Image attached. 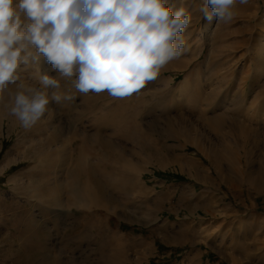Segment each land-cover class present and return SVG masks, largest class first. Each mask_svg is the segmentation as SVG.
Masks as SVG:
<instances>
[{"label":"rangeland","instance_id":"obj_1","mask_svg":"<svg viewBox=\"0 0 264 264\" xmlns=\"http://www.w3.org/2000/svg\"><path fill=\"white\" fill-rule=\"evenodd\" d=\"M170 2L191 15L188 51L143 89L113 98L78 93L62 79L74 99L50 103L30 129L9 114V93L0 95V264H264V117L252 96L242 98L252 61L264 62L256 55L264 47V0L237 4L228 23L203 19L205 0ZM33 71L22 75L38 86ZM41 71L59 76L43 58ZM171 79L182 95L159 106L154 91L167 92ZM259 79L258 104L264 67ZM228 92L222 112L233 121L197 120L208 107L196 100L211 95L220 103ZM171 118L185 130L168 132ZM82 187L91 190V208L77 198Z\"/></svg>","mask_w":264,"mask_h":264},{"label":"clouds","instance_id":"obj_2","mask_svg":"<svg viewBox=\"0 0 264 264\" xmlns=\"http://www.w3.org/2000/svg\"><path fill=\"white\" fill-rule=\"evenodd\" d=\"M248 2L205 0L199 11L228 23ZM173 8L170 0H0V95L9 93V114L30 129L50 103L74 99L62 79L78 93L113 98L143 89L188 51L191 15ZM42 58L58 77L41 71ZM29 70L38 86L22 75Z\"/></svg>","mask_w":264,"mask_h":264},{"label":"bare ground","instance_id":"obj_3","mask_svg":"<svg viewBox=\"0 0 264 264\" xmlns=\"http://www.w3.org/2000/svg\"><path fill=\"white\" fill-rule=\"evenodd\" d=\"M235 10H236V8H235ZM242 11H243V9H241L240 7L239 8H237V12H236V14H238V15H242L243 13H242ZM236 16V15H235ZM260 33H262V36H264V31L263 32H260ZM259 34V33H258ZM261 37V36H260ZM264 38V37H263ZM217 39V38H216ZM255 39H257V38H255ZM260 40V39H259ZM256 41V40H255ZM264 43V42H263ZM204 45V44H203ZM190 47V46H189ZM225 47V46H224ZM202 48H203V46H202ZM218 49V48H217ZM210 50H212V49H210ZM226 50V49H225ZM190 51V50H189ZM259 51H262L261 53L260 52H257L256 53V55L258 56H262L263 58H264V47H263V49H261V50H259ZM213 52V51H212ZM199 53V52H198ZM208 59V58H207ZM224 61V60H223ZM227 63V62H226ZM252 63H253V65H252V67L250 68V69H248L247 70V72H250V71H253V75L251 76V79H250V75H247V78H245L244 80H243V84H244V88H245V90L242 92V98L244 99V100H246V97L248 96V95H250V96H252L251 98V104H252V106H259L260 108H259V113H260V115L262 114L263 115V117H264V102L262 101L261 103H257V101H259L258 99H260V97H262V100H263V93L261 92V93H259V94H256L255 93V95H254V92L256 91V88H257V86H258V83H259V81H260V79H259V77H260V71H261V67L263 68L264 67V62L263 63H258L257 62V60L256 59H254L253 61H252ZM223 64H224V62H223ZM222 65V64H221ZM230 66V65H229ZM216 68V67H215ZM214 68V69H215ZM230 68V67H229ZM167 68H164V69H162L161 70V73L160 74H162L165 70H166ZM235 69V68H234ZM236 71L234 70L233 72H232V76H234V73H235ZM230 75V74H229ZM228 77V76H227ZM233 80V79H232ZM166 81V80H165ZM172 81V79L170 80V82H166L167 83V86L166 87H168V89H166L167 90V92H163V94H161V92L158 90V89H156L155 91H154V100L156 101V98L158 99V101H157V103H158V105L160 106H162V105H164V104H166L167 103V101H168V99H170V97H176V96H178V97H180L181 95H182V91L180 90V88H183V87H179V89L177 88V87H174V85H173V83L171 82ZM230 81H231V79H230ZM234 81V80H233ZM232 82V81H231ZM230 83V82H229ZM234 83V82H233ZM184 84V83H183ZM182 84V85H183ZM231 85H232V83H231ZM175 88H177V89H175ZM201 88V87H200ZM202 89V88H201ZM165 90V89H164ZM220 91V90H219ZM213 92V91H212ZM257 92V91H256ZM208 94V93H207ZM161 96V99L160 98H158V96ZM231 94H230V92H228L226 95H224L223 97L225 98V101H224V99H223V101L222 100H220V101H222V102H220V103H215V102H213V99H212V97H211V95L210 96H205L202 100H196V104H201V105H203V106H205L206 108L208 107V108H210L211 109V107H212V111H214L213 112V114L211 115V116H209L208 115V111H209V109L207 108V109H203L202 111H200L199 113H198V119L197 120H201V121H203L202 123H204V124H206V125H208V126H211V125H216V126H222L226 121H233V120H231L228 116H226L227 114L225 113V112H222V111H225V109H226V101L227 100H229V98L231 97L230 96ZM259 95H260V97H259ZM159 96V97H160ZM210 97H211V99H212V101H210ZM217 97H218V95H217ZM233 97H235V98H237L238 97V95L237 94H235V96H233ZM234 98V99H235ZM239 98V97H238ZM179 99V98H178ZM261 100V99H260ZM260 102V101H259ZM242 103H245V101H243ZM194 104V102L192 103L191 101L187 104V106H194L193 105ZM155 105H156V107H157V104L155 103ZM232 105V104H231ZM196 106V105H195ZM196 108H197V106H196ZM118 109H120V108H118ZM258 109V108H257ZM122 112V111H121ZM115 113H117V111L115 112ZM240 114V113H239ZM258 114V113H257ZM116 115V114H115ZM122 115V114H121ZM176 117H178V119H179V117H180V115H178V116H176ZM240 117V116H239ZM229 120H228V119ZM180 120H182V119H179V125H180ZM235 120V122L237 121L236 119H234ZM176 120L174 119V118H171V119H169L168 121H167V123H168V132H173V133H175V134H177V133H181V132H183L182 130H180L179 129V127L177 126L178 125V123L177 122H175ZM234 122V123H235ZM263 122V121H262ZM182 124H183V126L185 125V122H184V120H182V122H181ZM227 123V122H226ZM225 123V124H226ZM192 124V123H191ZM187 125H189V124H187ZM186 126V125H185ZM181 127V126H180ZM188 127V126H187ZM194 128H195V125L193 126ZM192 127V128H193ZM188 130V129H187ZM186 130V131H187ZM149 133V132H148ZM167 138H169V137H167ZM145 146H147V145H145ZM150 147L151 148H153V150L154 151H157L158 152V149H159V147L157 148V144H155V143H151L150 144ZM200 148V147H199ZM69 149H67V151H68ZM71 150V149H70ZM203 151H204V149H203ZM73 154V153H72ZM226 159L227 160H231L232 159V153L230 152V151H226ZM74 156V155H73ZM73 156H71L72 158H73ZM76 156V158H75V161L76 162H78V160H76V159H79V158H77V155H75ZM82 159V158H81ZM73 160V159H72ZM153 160V159H152ZM151 160V162L149 163L150 165L151 164H154L155 163V160H153L152 161ZM86 162V160L85 159H82V161L81 162ZM76 162H74V163H76ZM73 163V162H72ZM214 163V162H213ZM215 165H217L218 166V163L215 161V163H214ZM72 166V165H71ZM182 166V165H181ZM159 167V166H158ZM6 168V167H5ZM77 169L78 168H80V166L79 167H76ZM93 168V167H92ZM160 168L161 169H165V166H162V165H160ZM217 168V167H216ZM81 169L83 170V166H81ZM94 169V168H93ZM79 171V170H78ZM77 171V172H78ZM81 171V170H80ZM79 171V172H80ZM221 171V170H220ZM3 172V169H0V174ZM81 173V172H80ZM124 176V175H123ZM132 176V175H131ZM130 175H129V177H131ZM77 177V176H76ZM79 181H81L83 178L80 176L79 178H77ZM136 180H138L137 178H136ZM60 181V180H59ZM70 181V180H69ZM62 182V181H61ZM67 183H68V181H67ZM71 183V182H70ZM76 183V182H75ZM77 185V184H76ZM75 185V186H76ZM60 187V185H56V190L58 189ZM88 187V186H87ZM87 187H82V189H79L78 191H77V193H76V195H77V198H79L78 200H83L84 202H85V206L86 207H90L91 208V205H92V203L90 204V205H87V199H88V197L91 195V190H88V188ZM68 189L69 188H74L73 186H71V185H69L68 184V187H67ZM63 189V188H62ZM72 189H70V191L72 190ZM72 191H74V189L72 190ZM64 192V191H63ZM57 193V192H56ZM68 193V192H67ZM71 193V192H70ZM72 194V193H71ZM70 195V194H69ZM72 195H74V193L72 194ZM72 195H70L69 196V198L70 197H72ZM73 199H75L74 198V196L72 197ZM91 198H89V200H90ZM69 203L71 202V200H69L68 201ZM72 202H75V201H72ZM55 204H56V206L59 208V207H61V206H63V202H62V193H57L56 194V199H55ZM71 204V203H70ZM74 204V203H73ZM72 204V205H73ZM89 204V203H88ZM155 204V203H154ZM76 205V204H75ZM83 206V205H82ZM99 205H96V207H98ZM99 207H102V206H99ZM154 209H155V207H154ZM108 212H110V209L108 210ZM205 232V231H204ZM116 258H118V257H116ZM198 259V254H196V253H191L188 257H187V260L189 261V262H194V261H196ZM126 260V259H125ZM124 260V261H125ZM120 261V260H119ZM127 261V260H126ZM120 263V262H119Z\"/></svg>","mask_w":264,"mask_h":264},{"label":"crops","instance_id":"obj_4","mask_svg":"<svg viewBox=\"0 0 264 264\" xmlns=\"http://www.w3.org/2000/svg\"><path fill=\"white\" fill-rule=\"evenodd\" d=\"M4 171V170H3ZM2 174V173H1Z\"/></svg>","mask_w":264,"mask_h":264}]
</instances>
